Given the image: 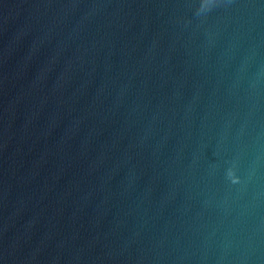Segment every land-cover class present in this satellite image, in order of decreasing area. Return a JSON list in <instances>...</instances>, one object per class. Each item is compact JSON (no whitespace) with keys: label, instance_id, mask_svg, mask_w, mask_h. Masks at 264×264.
<instances>
[{"label":"water","instance_id":"obj_1","mask_svg":"<svg viewBox=\"0 0 264 264\" xmlns=\"http://www.w3.org/2000/svg\"><path fill=\"white\" fill-rule=\"evenodd\" d=\"M0 264H264V0H0Z\"/></svg>","mask_w":264,"mask_h":264}]
</instances>
